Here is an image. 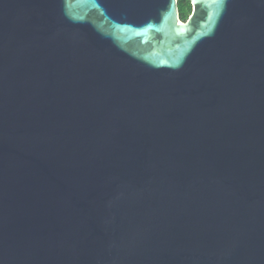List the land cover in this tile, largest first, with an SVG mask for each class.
<instances>
[{"label": "water", "instance_id": "1", "mask_svg": "<svg viewBox=\"0 0 264 264\" xmlns=\"http://www.w3.org/2000/svg\"><path fill=\"white\" fill-rule=\"evenodd\" d=\"M0 0V264H264V0Z\"/></svg>", "mask_w": 264, "mask_h": 264}, {"label": "trees", "instance_id": "2", "mask_svg": "<svg viewBox=\"0 0 264 264\" xmlns=\"http://www.w3.org/2000/svg\"><path fill=\"white\" fill-rule=\"evenodd\" d=\"M178 10L180 14V18L183 21L189 19L193 12V5L191 0H178Z\"/></svg>", "mask_w": 264, "mask_h": 264}]
</instances>
